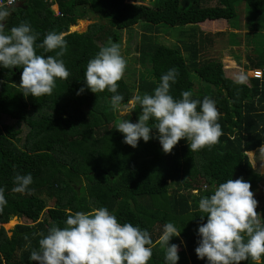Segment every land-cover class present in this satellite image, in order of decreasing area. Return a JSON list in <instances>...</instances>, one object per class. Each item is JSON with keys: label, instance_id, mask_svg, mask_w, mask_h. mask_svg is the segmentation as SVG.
<instances>
[{"label": "trees", "instance_id": "16d2710c", "mask_svg": "<svg viewBox=\"0 0 264 264\" xmlns=\"http://www.w3.org/2000/svg\"><path fill=\"white\" fill-rule=\"evenodd\" d=\"M18 4L8 27L29 22L40 34L36 44L42 43L49 31L64 33L68 46L61 59L70 75L57 79L51 95L25 97L19 87L22 67L0 68V187H4L8 202L0 211V225L12 226L13 218L29 223L15 226L10 236L0 228V264H39L29 256L39 248L41 233L46 235L53 225L65 227L70 213L101 206L114 212L119 222L147 229L154 244L163 225L173 222L182 230L180 237L169 242L179 245L177 264H207L206 258L198 259L194 251L198 225L207 220L206 216L200 219L204 214L198 202L228 179L242 177L250 182L258 201L256 210L264 219V202L259 196L261 187L264 192L263 178L253 169L249 156L264 148V63L255 64V52L247 50L245 70L261 71L259 66H263L262 78L247 77L240 83L237 77L241 74L232 78L225 74L242 72L240 58L230 55V65L222 61L223 53H230L229 49L241 42L237 31L241 33L242 18L249 32L245 36L255 38L254 47L246 40L248 47L257 50L264 0H20ZM89 16L96 21L83 33H70ZM138 20L147 32L135 48L136 80L117 82L123 104L127 106L136 95L152 94L160 77L175 67L179 75L171 88L174 98L190 90L193 99L209 97L216 102L223 133L218 143L193 152L188 147L190 141L181 139L165 154L153 138L132 148L123 142L116 127L126 119L137 122L139 105L128 115L118 116L107 90L92 93L85 87L77 95L85 86L89 60L109 40L117 43L124 25ZM207 22L215 33L198 30ZM161 25L181 29L176 36L180 46L157 42L160 28H166ZM186 27L192 29L185 32ZM217 37L219 42L214 40ZM219 47L213 57L212 51ZM55 51L36 48L43 56H55ZM3 118L15 123L2 124ZM22 123L28 131L20 138L18 125ZM17 172L32 174L30 191L12 190ZM164 256V248L156 244L147 264H165ZM240 264L255 262L249 259Z\"/></svg>", "mask_w": 264, "mask_h": 264}, {"label": "clouds", "instance_id": "9594fccd", "mask_svg": "<svg viewBox=\"0 0 264 264\" xmlns=\"http://www.w3.org/2000/svg\"><path fill=\"white\" fill-rule=\"evenodd\" d=\"M18 3L19 0H0V68L22 67L19 87L25 97L51 95L57 79L65 80L70 75L61 59L68 46L65 34L49 31L42 43L36 44L40 34L29 22L21 21L9 28L8 19ZM37 47L46 52L57 51L55 56H43L36 53ZM126 68L127 59L120 45L109 40L89 60L85 86L77 92L83 93L85 87L92 93L107 90L112 93L110 105L117 111L126 107L132 112L139 105L137 122L126 119L116 127L125 144L136 148L139 141L155 138L161 150L169 154L181 139L190 141L188 147L193 152L219 142L223 133L216 102L209 97L202 101L193 99L190 90L182 91L179 99L174 98L171 88L179 75L175 67L160 77L152 94L136 95L127 106L117 83ZM237 79L244 83L246 76L241 74ZM149 121L154 123L150 125ZM13 183L14 192L25 193L30 191L33 176L17 172ZM4 193V187H0V211L8 203ZM257 207L251 184L242 177L228 179L216 186L211 195L201 196L198 208L204 215L200 219L206 216L207 220L197 228V258H206L207 264H240L249 259L264 264V219ZM65 225H53L46 235L41 233L39 248L30 252L29 260L39 264H147L156 244L165 250V264H177L179 260V245L169 242L180 237L182 230L173 222L163 225L155 244L147 229L119 222L115 213L104 206L70 213Z\"/></svg>", "mask_w": 264, "mask_h": 264}, {"label": "rangeland", "instance_id": "374dc122", "mask_svg": "<svg viewBox=\"0 0 264 264\" xmlns=\"http://www.w3.org/2000/svg\"><path fill=\"white\" fill-rule=\"evenodd\" d=\"M241 6L245 7L243 5H241ZM238 7L239 6L236 7L237 12H238ZM53 10H56V9L54 8ZM240 12H241V9H240ZM95 21H96V18H94L93 16H89L86 20H81L80 22L77 23L76 26L71 28L70 33H75V32L83 33L86 30V28L90 24L94 23ZM241 21H242L241 33H240V31L239 32L237 31V33L240 34V35H238L237 40L241 39L240 40L241 42L240 43L238 42L239 43L238 47L237 46L233 47V48H235L234 50H233V48L229 49L230 53L224 52L223 53L224 55L222 57V61L224 64L227 63L230 65V63H228V62H231L233 64V62H232L233 59L231 58L230 55H232V57H234V59L239 57L240 61L238 63V66H239V70L242 72L240 73L237 71H228L225 73L227 78H229V77L232 78L237 73H238V75L239 74L245 75L246 79H247V77L249 79L252 77V74H253L252 72L255 71V69H251L249 71V70H245V67H244L247 64V59H246L247 50L251 49L252 53L255 52L253 54V60L256 61L255 64L264 63V23L262 21L260 23L261 31H259L257 33L258 47H257V50H253V48H251V47H254V45H255V43H253V40L255 38L253 36H251L249 38L245 36L249 32L247 31V29L244 28V26H245L244 18H242ZM237 22H238V18L234 21V24H237ZM160 27H166V26L161 25ZM190 29H192V28L186 27L183 29V31L187 32ZM201 29L204 31H210L212 33H215L213 31V25L210 22L203 24L201 27L198 26V30H201ZM179 31H181V29H179V28H174V29H171L169 27L160 28V30H159L160 33L158 32V35L155 36V39L158 38L157 42L168 44L171 47L176 46V45L180 46L181 45L180 41L178 42V40H176V36H177ZM144 32H147V31L145 30V25H143V22L141 20L136 21L134 24L131 23V24L124 25L121 32H118L119 40L117 43L120 45L122 55L127 59V68H126V71L124 73V76L122 77L127 83L132 82L134 79L136 80V78H137L136 77V75H137L136 70L138 69L139 66H138V63H136V61H135L138 58V55L136 53L135 48H137L139 40H140V38ZM226 37L228 39L229 35H227ZM247 39L250 42L249 44L251 45V47L250 46L248 47V43L246 42ZM214 40L219 42L221 39L217 37V38H214ZM222 42H227V41H222ZM226 45L229 47V45H230L229 40H228ZM220 49H221V47L214 49L212 51V56L213 57L216 56L219 53ZM259 67H260L259 69H261V71H262L263 66H259ZM129 112L130 111L125 107V108H122L121 110H119L117 112V115L118 116H124V115H128ZM129 116L133 117V115H129ZM19 117L21 118L22 115H19ZM12 123H15V122L9 118H3L2 119V124H12ZM18 127L21 128V130H22L20 138H23L24 135L26 134V132L28 131L26 124H24V123L19 124ZM249 156H250V160H251L253 169L255 170V172L260 174L263 178V184L261 186H263V189H264V148L257 151V152L249 154ZM263 194H264V192L262 191V187H261L260 192H259V196L261 197L262 201L264 202V198H263L264 195ZM12 220H15V222H14V224H12V226H10L8 228H6L4 225H0V228L2 227L6 232H8V236L11 235L10 231L13 230V228L15 226L29 224V223H26L25 221H23L21 219H18V218H13Z\"/></svg>", "mask_w": 264, "mask_h": 264}, {"label": "built area", "instance_id": "2783aa9c", "mask_svg": "<svg viewBox=\"0 0 264 264\" xmlns=\"http://www.w3.org/2000/svg\"><path fill=\"white\" fill-rule=\"evenodd\" d=\"M20 1V0H19ZM5 2H6V0H5ZM54 11H56L57 12V9L56 10H54ZM253 74H252V79H255V80H260L261 78H262V73L260 72V71H258V70H255V71H253L252 72Z\"/></svg>", "mask_w": 264, "mask_h": 264}, {"label": "water", "instance_id": "95a60500", "mask_svg": "<svg viewBox=\"0 0 264 264\" xmlns=\"http://www.w3.org/2000/svg\"><path fill=\"white\" fill-rule=\"evenodd\" d=\"M17 6H20V5L18 4V5H16V7H17Z\"/></svg>", "mask_w": 264, "mask_h": 264}, {"label": "crops", "instance_id": "0c3cea01", "mask_svg": "<svg viewBox=\"0 0 264 264\" xmlns=\"http://www.w3.org/2000/svg\"><path fill=\"white\" fill-rule=\"evenodd\" d=\"M202 25H200L199 27H201Z\"/></svg>", "mask_w": 264, "mask_h": 264}, {"label": "bare ground", "instance_id": "6f19581e", "mask_svg": "<svg viewBox=\"0 0 264 264\" xmlns=\"http://www.w3.org/2000/svg\"><path fill=\"white\" fill-rule=\"evenodd\" d=\"M82 25V24H81Z\"/></svg>", "mask_w": 264, "mask_h": 264}]
</instances>
